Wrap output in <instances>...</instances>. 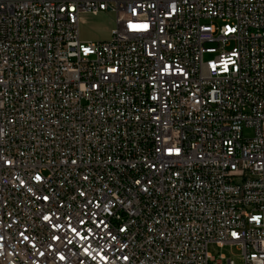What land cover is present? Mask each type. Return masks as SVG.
I'll return each instance as SVG.
<instances>
[{
	"label": "built area",
	"instance_id": "2783aa9c",
	"mask_svg": "<svg viewBox=\"0 0 264 264\" xmlns=\"http://www.w3.org/2000/svg\"><path fill=\"white\" fill-rule=\"evenodd\" d=\"M210 245L264 264V0H0V264Z\"/></svg>",
	"mask_w": 264,
	"mask_h": 264
},
{
	"label": "rangeland",
	"instance_id": "374dc122",
	"mask_svg": "<svg viewBox=\"0 0 264 264\" xmlns=\"http://www.w3.org/2000/svg\"><path fill=\"white\" fill-rule=\"evenodd\" d=\"M115 29V14L111 12L101 13L97 16H83L79 23V37L83 42H102L110 37L111 31ZM213 56H205V59H212ZM252 135L251 130L244 132L245 137ZM208 253L218 260L219 256L233 260L236 264H240V257L237 248L226 246L218 248L215 245L208 247Z\"/></svg>",
	"mask_w": 264,
	"mask_h": 264
},
{
	"label": "snow or ice",
	"instance_id": "6c2138e0",
	"mask_svg": "<svg viewBox=\"0 0 264 264\" xmlns=\"http://www.w3.org/2000/svg\"><path fill=\"white\" fill-rule=\"evenodd\" d=\"M129 27L130 28H144V29H147V25H141V26H136V25H132V24H129ZM229 31H234V29H229ZM88 50L85 49V52H87ZM213 70H215V66L213 65ZM178 151V150H177ZM40 178L37 177V180H39ZM47 219V218H46ZM235 235V234H234Z\"/></svg>",
	"mask_w": 264,
	"mask_h": 264
}]
</instances>
